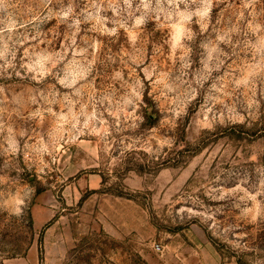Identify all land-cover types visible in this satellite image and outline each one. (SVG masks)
I'll return each instance as SVG.
<instances>
[{"label": "rangeland", "instance_id": "1", "mask_svg": "<svg viewBox=\"0 0 264 264\" xmlns=\"http://www.w3.org/2000/svg\"><path fill=\"white\" fill-rule=\"evenodd\" d=\"M208 3L0 0V264H264V0Z\"/></svg>", "mask_w": 264, "mask_h": 264}, {"label": "clouds", "instance_id": "2", "mask_svg": "<svg viewBox=\"0 0 264 264\" xmlns=\"http://www.w3.org/2000/svg\"><path fill=\"white\" fill-rule=\"evenodd\" d=\"M126 2H129V0H126ZM174 2H175V0H169V3H174ZM143 6L145 8H147L149 6L148 0H143ZM209 9H210V0H209V3H208V6L205 7L203 9V11L196 10L194 12H191V13L187 14V15L184 12H181L180 13V16L182 18L181 23L179 25H173V28L175 30V34L173 36L174 42L175 43H178L179 40H180L181 35L184 34V27H183V25H184V22L185 21L186 22H190L193 16H199L201 19H203L208 14ZM67 14H68L67 12L64 13V15H67ZM142 22H143L142 18H139L136 21L137 24H140ZM76 23L78 24L79 21H77Z\"/></svg>", "mask_w": 264, "mask_h": 264}, {"label": "built area", "instance_id": "3", "mask_svg": "<svg viewBox=\"0 0 264 264\" xmlns=\"http://www.w3.org/2000/svg\"><path fill=\"white\" fill-rule=\"evenodd\" d=\"M155 248H156L157 250H160V249H161L160 244H155Z\"/></svg>", "mask_w": 264, "mask_h": 264}, {"label": "trees", "instance_id": "4", "mask_svg": "<svg viewBox=\"0 0 264 264\" xmlns=\"http://www.w3.org/2000/svg\"><path fill=\"white\" fill-rule=\"evenodd\" d=\"M263 161H264V158H263Z\"/></svg>", "mask_w": 264, "mask_h": 264}]
</instances>
